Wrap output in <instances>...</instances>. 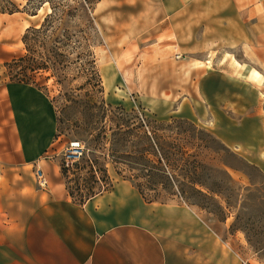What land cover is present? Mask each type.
Here are the masks:
<instances>
[{"label":"rangeland","instance_id":"obj_1","mask_svg":"<svg viewBox=\"0 0 264 264\" xmlns=\"http://www.w3.org/2000/svg\"><path fill=\"white\" fill-rule=\"evenodd\" d=\"M14 1L19 10L10 13L2 11L5 2L0 0V61L11 81L20 79V67L10 68L8 63L29 54L24 34L30 27H40L51 11L46 4L33 14L25 8L24 0ZM146 1L85 0L83 11L80 3L84 0H69L70 12L57 19L51 37L50 45L58 53V61L50 64L51 69L30 72L26 80L31 83L19 86L23 89L21 98L0 86V129L4 126L8 132L12 125L17 127L16 134L11 130V139L4 149L13 151L14 140L32 141L40 131L44 145L50 130L47 122L53 119L57 130L42 146L37 160L49 162L56 170L58 167L74 200L86 202L118 181L130 180L146 200L193 206L241 255L243 264H264V258L248 243L243 230L232 227L237 213L248 217L264 210V203L259 205L251 199L245 203L246 210L241 208L245 188L257 187L264 195V171L251 161L259 157V152L264 155V131L260 130L264 117L245 124L243 120L248 108L245 100H250L256 88L234 81L235 91L246 99L243 108L235 106L233 120L223 115L218 123L211 121L209 108L196 104L194 96L193 108L198 114H208L185 118L181 115V94L186 86L194 89L197 70L209 67L220 71L227 66V57L240 67L235 58H243L242 49L236 47L234 55H230L228 43L218 39L226 37L225 33L204 34L200 23L207 19L202 17L188 19L191 27L198 23V32L187 34V45L179 48L176 34L167 33L165 26L154 25L158 3ZM161 30L164 33H158ZM260 90L264 91V82ZM30 93L39 95L40 102L28 101L26 96ZM262 102L264 106V96ZM33 107H43L42 119L26 123L23 117ZM143 121L156 136L157 144L142 142V146L154 152L160 150L164 156V161L150 172L133 168L140 142L132 137L133 128ZM121 122L128 136L126 142L114 136ZM73 141L83 147L80 158L72 155L78 153L70 148ZM232 141L243 145L226 144ZM151 158L157 159L154 155ZM228 173L234 182H230ZM208 189L220 195L206 198L197 191ZM225 197L237 208L229 211ZM216 199H221L223 208ZM237 226L250 229L256 239L264 240V223L250 225L243 219Z\"/></svg>","mask_w":264,"mask_h":264},{"label":"crops","instance_id":"obj_2","mask_svg":"<svg viewBox=\"0 0 264 264\" xmlns=\"http://www.w3.org/2000/svg\"><path fill=\"white\" fill-rule=\"evenodd\" d=\"M148 1L158 3L154 25L176 34L179 48L187 45V34L198 32V23L191 27L188 19L202 17L207 19L200 23L204 34L225 33L226 37L218 39L228 43L230 55L236 47L243 52L241 60L235 58L240 67L227 57V66L220 71L209 67L197 70L194 89L186 86L181 94L182 117L208 114H198L193 108L194 96L196 104L209 108L211 121L218 123L223 115L233 120L235 106L243 108L246 99L235 91V80L257 90L245 100L244 124L264 117V91L260 90L264 82V0ZM5 74L0 61V86L21 98L23 89L19 86L23 82L11 81ZM26 97L34 104L40 102L35 93ZM41 113L43 107H33L23 120H41ZM262 121L260 130L264 131ZM47 125L50 130L45 146L57 130L53 119ZM12 127L8 132L4 126L0 129V264H243L241 255L193 206L146 200L130 180L118 181L84 203L76 202L58 167L56 170L49 162L37 160L45 147L41 131L32 141L14 140L13 151L4 149L11 130L16 134L17 127ZM226 144L239 146L243 142ZM258 154L251 161L264 171V155ZM38 167L47 176L46 187L38 184Z\"/></svg>","mask_w":264,"mask_h":264},{"label":"trees","instance_id":"obj_3","mask_svg":"<svg viewBox=\"0 0 264 264\" xmlns=\"http://www.w3.org/2000/svg\"><path fill=\"white\" fill-rule=\"evenodd\" d=\"M26 2L25 8L31 9L33 14L37 13L44 5L49 4L51 11L48 13L41 24L40 27H30L27 29L26 33L23 36V41L29 50V54L21 56L19 58H15L12 62L8 63V67H20V70L17 71V76H20L19 80H15L18 82L23 83H31L30 81L26 80V78L31 76L30 72L36 71L38 69H51V65L58 61V53L55 52V48H53L51 44V37L53 36L54 30L56 29V21L58 18H61L63 15L68 14L70 11L69 8V0H24ZM4 6L2 8L3 12H16L19 10V5L14 0H4ZM81 4V9L85 11V0L84 3ZM54 60V61H53ZM22 76V77H21ZM144 123L138 122V124L133 128L134 131V139L140 141L137 145V151L134 153V163L136 164L133 168L143 170L146 172H150L153 168H156L158 164H161L164 161V156L162 155L160 150H156L155 152L150 147L142 146V142L150 144V146L157 144L156 136H154L153 132L149 130L148 123L143 121ZM123 123H119L118 130L115 131L114 136H119V140H127L128 136H126L125 129L122 128ZM145 127L147 129H145ZM137 143V142H136ZM151 155L157 157V159L151 158ZM230 166V165H229ZM232 167V166H230ZM66 171V170H65ZM64 171V172H65ZM229 174V173H228ZM230 182H234V179L229 174ZM199 184L204 185V183L198 181ZM246 195L244 197V204L241 207L242 209L246 210L248 205L245 204L250 199L259 202V205L264 203V195L259 193V189L257 187H247L245 188ZM199 194L206 198H211L212 194L220 193L208 189L207 192L203 190H197ZM259 193V194H258ZM72 196V191L70 192ZM142 194V193H141ZM143 195V194H142ZM222 195V194H221ZM94 196V195H92ZM91 196V197H92ZM74 200V199H73ZM78 203H84L81 201H77ZM223 201L226 203V208L229 211H233L237 208V205L233 204L227 197L223 198ZM216 204L223 208L221 205V199H216ZM228 215L226 216L227 219ZM246 220V224L250 225H262L264 223V210L258 212L257 214L245 217L241 215L240 212L235 215L234 222L232 224L233 229L236 230H243L246 234V238L248 243L255 249L256 252L259 253L260 257L264 258V240L256 239L250 233V229L245 227H238L237 224L240 220Z\"/></svg>","mask_w":264,"mask_h":264},{"label":"built area","instance_id":"obj_4","mask_svg":"<svg viewBox=\"0 0 264 264\" xmlns=\"http://www.w3.org/2000/svg\"><path fill=\"white\" fill-rule=\"evenodd\" d=\"M71 149H74L76 150L78 153L75 152V154H72L74 156H77L78 158H80V156L83 154V147L81 145L80 142L78 141H73L71 142V145H70ZM36 177H37V180H38V184L41 186V187H46L48 185V179H47V176L45 174V172L41 169V168H37L36 170Z\"/></svg>","mask_w":264,"mask_h":264},{"label":"bare ground","instance_id":"obj_5","mask_svg":"<svg viewBox=\"0 0 264 264\" xmlns=\"http://www.w3.org/2000/svg\"><path fill=\"white\" fill-rule=\"evenodd\" d=\"M256 74H257V72H256ZM256 74H255V75H256ZM257 76H258V74H257Z\"/></svg>","mask_w":264,"mask_h":264}]
</instances>
